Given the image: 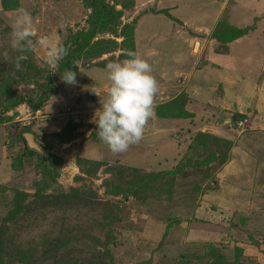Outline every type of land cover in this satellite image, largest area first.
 <instances>
[{
	"label": "rangeland",
	"instance_id": "rangeland-1",
	"mask_svg": "<svg viewBox=\"0 0 264 264\" xmlns=\"http://www.w3.org/2000/svg\"><path fill=\"white\" fill-rule=\"evenodd\" d=\"M2 2L0 68H16L22 55L9 37L18 9L31 14L36 38L53 45L88 28V0H16L12 10ZM105 4L112 16L75 61V85L59 81L46 91L22 85L26 101L48 94L41 108L27 102L0 108V237L3 225L12 227L9 211L20 208L21 222L10 237L17 248L34 247L38 264H48L47 248L57 242L59 228L76 225L82 206L85 224L96 229L89 244L105 253L93 264H264V0ZM129 52L149 63L158 91L142 139L113 153L97 137L93 116L100 102L92 90L103 97L105 65L128 59ZM47 55L33 41L19 63L46 64L49 76L56 65ZM70 122L74 138L62 144L56 134ZM199 134L210 138L197 145ZM28 135L37 153L48 156L49 145L63 159L58 183L42 193L35 187L42 175L37 160L20 159ZM107 181L133 191L114 195ZM61 193L68 208L54 202ZM106 206L122 210L120 227L109 236L97 229ZM81 237L63 240L76 256ZM16 256L0 251V264H20Z\"/></svg>",
	"mask_w": 264,
	"mask_h": 264
},
{
	"label": "trees",
	"instance_id": "trees-1",
	"mask_svg": "<svg viewBox=\"0 0 264 264\" xmlns=\"http://www.w3.org/2000/svg\"><path fill=\"white\" fill-rule=\"evenodd\" d=\"M2 5L5 10H12L16 9L17 3L16 0H2ZM88 6L91 10V14L88 18L87 24L88 28L81 30L75 34H73L68 40L64 42L63 47L67 49V55L61 59L58 64L56 65L55 71L53 74H50L49 76H44L45 72L48 71V65L44 66H38L34 62L26 63L25 61L20 62V68L17 71L16 68H9L5 65H2L0 68V108L5 109H15L18 106L24 104V103H30V105L34 108V110H39L44 103V99H47L49 96L48 94L45 95V98H40L37 103L33 102V99L29 98L26 101V96L22 95L20 93L19 88L22 85H28L33 86L34 91L37 89H40L41 91H46L50 88V90L54 87V84L61 81L60 80V74L65 68H71L72 71L76 72L77 68L75 65V61L77 59H80L82 57V51L86 49V47L90 46V41L95 37L97 33H100L101 31H105V28L108 26V22L110 20H107L105 18H108L112 16L110 8L105 4V0H88ZM12 2L16 3L15 5H12ZM113 19L111 20V23H113ZM103 26H105L103 28ZM112 32V29L109 28ZM21 66L24 67V70L20 72ZM42 79H44V82L42 83ZM49 90V91H50ZM76 129V124L73 122H70L68 126L63 128L59 133L56 135L60 139L62 144L69 143L73 140V132ZM28 131V130H27ZM204 139H209L210 136L207 135H197L196 143L204 144ZM24 149L22 151V154L20 156V159L22 160L21 163H30L31 160L36 159V169L40 172V179L35 182V187L37 190V193L45 192L47 188H51L56 185L57 182V176L60 168L63 165V159L61 157H58L55 154H52L50 152V146L44 145L45 150L49 152L48 156H43L36 151H33L28 148V145L26 141H24ZM226 144H229V142H226ZM202 147V146H201ZM83 162L84 160H80ZM88 162V161H87ZM202 162V161H201ZM200 162V163H201ZM84 163V162H83ZM92 163V162H88ZM81 165V164H80ZM95 166H98V164H95ZM81 170L83 169V165L80 166ZM112 170V169H111ZM90 170L86 174H90ZM85 174V172H84ZM114 174V173H113ZM107 186L109 190L111 189L112 193L115 194H124L129 195L133 191V187L130 186H122L120 184L115 183L112 184L111 181H107ZM139 184V183H138ZM146 184V183H145ZM147 185V184H146ZM61 196H57L54 200L55 204H60L64 208H68L67 205H65V201L63 200L62 193ZM67 196H73L72 194H69ZM193 196V195H191ZM75 200H78L77 198ZM76 203L71 202V206L75 210H79V206L75 205ZM104 209V215H103V227L97 228L99 231L103 232V235H112V227H120V223L118 222L119 219V212L121 213V209H108L107 206L103 207ZM20 209V208H19ZM18 207L12 208V210L9 211V217L12 218L11 226H7V224L3 225L1 228L2 236L0 237V251L4 250H10L15 251L17 254L16 259L17 262L20 264H36V250L34 247H30L29 249H21L20 246L17 248V240L15 237H10L11 233L15 232V230L18 228L19 223L21 221H16L17 217V211L19 210ZM85 208H82L80 206V214L81 216H78L77 223L74 227H70L69 229H62L60 235L57 238V242L51 243L49 247L47 248V263L48 264H93V257L94 258H100L105 253L101 252L100 249L96 247H92L89 242L93 239L92 233L96 231L95 227L90 224H85L84 220V210ZM77 217V215H76ZM80 219V222L79 220ZM15 220V221H14ZM82 220V221H81ZM120 220V219H119ZM100 226V225H99ZM110 228V231L107 232V228ZM63 230L68 231V233H63ZM86 238L85 240L81 237ZM79 237L82 238L81 243L82 245L76 249V254L73 251H69V248H66V245L63 240L66 242H70V240L76 239V241H79ZM96 237V236H95ZM97 238V237H96ZM44 241V240H43ZM42 241V242H43ZM102 242V241H101ZM70 244V243H69ZM85 246V247H83ZM21 249V250H20ZM211 256H215V251L211 250L209 253ZM38 264V262H37Z\"/></svg>",
	"mask_w": 264,
	"mask_h": 264
},
{
	"label": "clouds",
	"instance_id": "clouds-1",
	"mask_svg": "<svg viewBox=\"0 0 264 264\" xmlns=\"http://www.w3.org/2000/svg\"><path fill=\"white\" fill-rule=\"evenodd\" d=\"M36 32L31 14L18 9L9 33L10 46L22 54L15 64L17 69L33 41L47 50L46 62L50 65H57L67 55L65 47L51 44L46 37L37 39ZM128 56L124 61H110L105 65L109 84L103 97L100 91L92 90L100 102L93 116L96 134L113 153L125 152L142 139L147 122L154 116L153 100L158 91L149 63L133 52ZM59 77L68 85L77 83L76 72L71 68H65Z\"/></svg>",
	"mask_w": 264,
	"mask_h": 264
},
{
	"label": "water",
	"instance_id": "water-1",
	"mask_svg": "<svg viewBox=\"0 0 264 264\" xmlns=\"http://www.w3.org/2000/svg\"><path fill=\"white\" fill-rule=\"evenodd\" d=\"M28 147L33 151H39L38 146L33 142L32 135H28Z\"/></svg>",
	"mask_w": 264,
	"mask_h": 264
},
{
	"label": "built area",
	"instance_id": "built-area-1",
	"mask_svg": "<svg viewBox=\"0 0 264 264\" xmlns=\"http://www.w3.org/2000/svg\"><path fill=\"white\" fill-rule=\"evenodd\" d=\"M239 126H243V123L241 122Z\"/></svg>",
	"mask_w": 264,
	"mask_h": 264
}]
</instances>
